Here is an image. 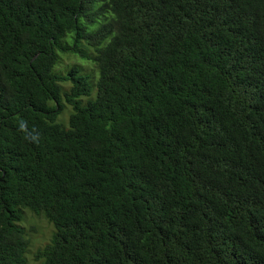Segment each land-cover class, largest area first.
I'll list each match as a JSON object with an SVG mask.
<instances>
[{
    "label": "trees",
    "instance_id": "1",
    "mask_svg": "<svg viewBox=\"0 0 264 264\" xmlns=\"http://www.w3.org/2000/svg\"><path fill=\"white\" fill-rule=\"evenodd\" d=\"M23 210L39 264H264V0H0V264Z\"/></svg>",
    "mask_w": 264,
    "mask_h": 264
},
{
    "label": "rangeland",
    "instance_id": "2",
    "mask_svg": "<svg viewBox=\"0 0 264 264\" xmlns=\"http://www.w3.org/2000/svg\"><path fill=\"white\" fill-rule=\"evenodd\" d=\"M90 30L91 29H89V31ZM69 38H71V36H69ZM65 45H70L68 38L65 40ZM81 46L85 47V45ZM80 50L84 52L83 48H81ZM84 54H86V58H82L78 54H72L69 52H58L56 54L57 61L53 71H55L57 74L62 75L65 74L70 67L75 66L79 69L82 75L87 77L90 85L93 86L96 81L97 73L93 67L92 62L89 60V58L92 57V50L88 48V50ZM68 87V84H62L63 90H66ZM93 94L94 90H92L89 98H92ZM80 100L85 101L84 98ZM63 106L64 109L57 119L62 126L66 127L67 116L70 112V108L66 105ZM18 226L22 229L28 245L25 254V264H39V262L34 260V254L37 250H41L44 246L49 244L50 237L53 231L51 225L47 224V222L41 216H36L31 214L27 210H23L22 219Z\"/></svg>",
    "mask_w": 264,
    "mask_h": 264
}]
</instances>
